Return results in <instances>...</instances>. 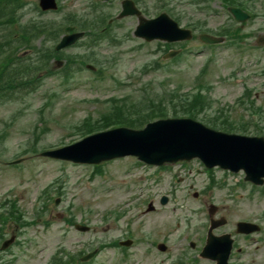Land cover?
Wrapping results in <instances>:
<instances>
[{
    "label": "rangeland",
    "instance_id": "1",
    "mask_svg": "<svg viewBox=\"0 0 264 264\" xmlns=\"http://www.w3.org/2000/svg\"><path fill=\"white\" fill-rule=\"evenodd\" d=\"M37 1L26 0L28 4L22 10L24 19L34 18L40 22L60 24L66 13L81 15L88 12L93 0H58L63 9L44 15L36 10ZM120 1L101 2L105 4L102 10L114 17L120 10ZM261 1L258 0L255 5L258 15L242 27L244 32L252 36L246 40L251 47L258 35L264 34ZM184 4L178 5L177 9L182 17L181 26L198 20L205 22L208 29H214L227 20L225 11L217 3L209 11L193 10ZM136 24L135 17L118 21L112 32L119 41L110 43L102 40L93 49L103 62L102 74L84 68L64 84L60 74L46 76L41 78L38 87L30 94H21L15 101L0 104V132H5V139L0 144V180L4 181L0 182V201L15 198L21 212L30 218L35 217L36 207L46 206L41 221L15 231L19 242L11 252L2 255L3 264H47L51 254L60 247L74 254L87 247L89 250L123 238L126 233L136 239L134 247L125 251L106 248L93 264H180L177 257L190 252L187 236L191 235L193 240L200 243L197 236L201 231L200 225L207 221L206 212L200 201L194 200L187 192V180L177 182L164 172L162 180L153 183L151 178L155 169L138 164L129 157L103 165L102 175H96L88 167L52 162L23 152L34 142V132L40 135L35 143L36 149L56 147L77 140L79 137L73 133L74 126L85 117L97 118L111 105L108 102L111 98L138 99L143 87H153L154 91H159L161 82L166 83L168 90L175 89L176 84L180 83L184 86L180 93H185L206 64L208 68L204 81H208L212 87L209 92L212 110L230 109L233 110L230 112L233 119H236V114L251 119V111L244 108L246 105L236 106L244 88L249 87L253 90L256 105L261 106L264 112V48H246L243 52L227 47L209 50L192 42L186 46L181 59L175 62L162 61L168 69L142 72L145 65L160 59L162 51L155 42L144 45L142 40L133 36ZM5 37V34L0 33V42ZM22 52L23 49H20L18 54ZM77 52L84 51L76 46L65 50L64 55ZM86 64L94 66L95 63L89 61ZM233 71H236L234 75H230ZM48 101L53 102L52 106L50 103L46 105ZM262 116L260 124L264 127V113ZM45 127L46 132L41 134ZM254 131L257 130L251 127L250 132ZM15 155L21 156L20 163L10 166L5 163L16 160ZM204 178V175L195 179L189 177L196 190L206 182H202ZM219 180H225L226 186L210 190L201 198L206 200V204L217 205L219 212L216 215L227 219V224L218 227L213 233H232L235 223L240 220L256 221L264 227L263 189L243 184L240 175H228ZM45 190H49L50 198L40 200ZM141 192L142 195H139ZM170 193H173L171 202L158 211L160 207L157 200V210L153 213H144L145 206H135V203L126 205L129 199L136 196L141 200L157 199L161 194ZM55 198L60 199L58 205L54 204ZM119 213H122L121 217L108 222L110 216L114 218ZM58 214L63 217L58 218ZM68 218L90 226V230L87 233L76 232L65 222ZM173 222L174 230L170 228ZM10 225L13 230L17 229L14 223ZM145 232L151 236V240L141 239ZM260 237L261 234L254 236L257 240L253 241L235 236L236 243L244 248V252L240 256L233 255L231 264H264V241L259 243ZM155 240L167 244L164 253L156 249V243L151 244ZM193 253V260L197 259L196 253ZM191 256L193 254L189 253L187 257ZM193 260V264H213L205 260L194 263Z\"/></svg>",
    "mask_w": 264,
    "mask_h": 264
},
{
    "label": "water",
    "instance_id": "2",
    "mask_svg": "<svg viewBox=\"0 0 264 264\" xmlns=\"http://www.w3.org/2000/svg\"><path fill=\"white\" fill-rule=\"evenodd\" d=\"M126 4L130 3H124V11L121 15L130 13L125 7ZM233 13L237 18L245 17L239 11L233 10ZM136 34L148 40L153 38L176 40L190 37L188 32L178 30L176 25L164 15L152 21L140 18ZM201 38L211 42L208 37ZM44 155L69 158L76 162H99L134 155L140 160L153 164L199 157L209 166L219 165L231 170L244 168L254 179L252 172L256 173L264 166V142L262 139L247 141L238 137L206 132L186 120H166L148 124L139 132L119 129L99 134L74 146Z\"/></svg>",
    "mask_w": 264,
    "mask_h": 264
},
{
    "label": "trees",
    "instance_id": "3",
    "mask_svg": "<svg viewBox=\"0 0 264 264\" xmlns=\"http://www.w3.org/2000/svg\"><path fill=\"white\" fill-rule=\"evenodd\" d=\"M195 1H197V0H195ZM208 1H211V0H208ZM220 1L226 6L227 5H236V6H239L242 8L248 7V0H220ZM1 6H2V4H0V7ZM10 76H12L11 78H13V80H15L18 78V76H20V74L15 69V71L14 70L12 71V75L5 74L4 78L10 77ZM188 105H189L188 99H184V100L180 101V103H178V101H176V104L172 107L173 108L172 113L173 114L183 113L187 110ZM166 113H167V110L165 108L152 110L151 112L143 114V119H150V118H154V117H164V116H166ZM104 121H107V120H104Z\"/></svg>",
    "mask_w": 264,
    "mask_h": 264
}]
</instances>
